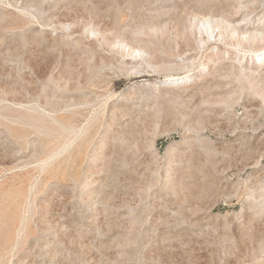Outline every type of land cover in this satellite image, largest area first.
<instances>
[{"label":"rangeland","instance_id":"rangeland-1","mask_svg":"<svg viewBox=\"0 0 264 264\" xmlns=\"http://www.w3.org/2000/svg\"><path fill=\"white\" fill-rule=\"evenodd\" d=\"M219 2L0 0V264H264V69L188 27Z\"/></svg>","mask_w":264,"mask_h":264},{"label":"bare ground","instance_id":"bare-ground-1","mask_svg":"<svg viewBox=\"0 0 264 264\" xmlns=\"http://www.w3.org/2000/svg\"><path fill=\"white\" fill-rule=\"evenodd\" d=\"M248 1L249 0H226L225 3L219 2L214 10L207 13L199 15L193 12L188 22V27L192 28L202 41L212 39V41L228 43L227 39H229L230 45L238 46L239 49L246 50L244 53H241L239 57L243 58L244 55H246L244 64H236V66L242 71L241 76L245 75L246 78L252 79V74L258 68H261V70L264 69V19H258L255 25H248L246 27L243 26L244 23H233L236 18L235 15L240 13V11L244 12L245 9L249 7ZM263 16L264 14L262 17ZM244 17L245 14H242L241 20H243ZM158 30V28L151 27L149 28V33H155ZM207 42L208 40L206 43ZM216 48V52L213 56L222 52L219 50V47ZM141 50L145 51L143 47L137 49L129 48L131 52L140 53ZM224 53L229 54L230 50L226 49ZM211 71L210 69L208 73ZM184 79V75L182 77L178 76L165 79V81L169 80V82L164 81L162 83L163 88H186L189 85Z\"/></svg>","mask_w":264,"mask_h":264}]
</instances>
